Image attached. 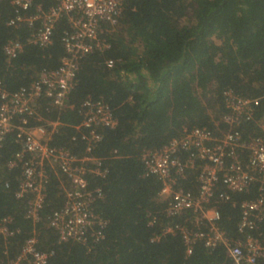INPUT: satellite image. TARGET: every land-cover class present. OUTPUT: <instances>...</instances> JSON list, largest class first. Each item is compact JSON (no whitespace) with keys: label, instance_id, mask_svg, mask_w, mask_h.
<instances>
[{"label":"trees","instance_id":"obj_1","mask_svg":"<svg viewBox=\"0 0 264 264\" xmlns=\"http://www.w3.org/2000/svg\"><path fill=\"white\" fill-rule=\"evenodd\" d=\"M54 4L55 0H34L44 10ZM0 13V82L12 93L28 87L40 70L59 67L68 25L62 17L51 45L40 48L26 43L31 30L25 24L18 29L7 26L15 13L9 0ZM100 37L109 48L80 61L67 107L58 109L42 99L43 122L31 119L28 126L57 121L50 146L81 158L86 147L81 134L87 130L79 127L80 105L90 97L110 107L117 127L97 128L102 139L91 153L103 160L108 174L104 179L88 177L90 188H100L103 195L93 206L107 222L103 237L87 245L60 242L47 226V218L64 204L54 173L41 221L33 225L26 219L27 200L16 197L20 172L8 168L20 150L13 131L0 147V220L12 218L14 236L8 242L0 237V261L14 258L35 233L38 250L52 253L48 264H231L223 248L209 253L199 243L187 256L179 234L162 236L166 227L188 222L185 216H166L165 204L157 199L161 182L145 176L141 157L180 139L184 130H225L227 91L242 99H260L253 119L242 124L244 137L259 134L264 117V0H127L117 23L103 25ZM14 39H20L23 50L8 62L3 47ZM109 59L115 61L111 69L104 66ZM193 181L191 176L179 184L194 191ZM252 196L233 194L230 201L218 202V226L229 238L239 236L238 205ZM158 235L160 240L152 241Z\"/></svg>","mask_w":264,"mask_h":264},{"label":"built area","instance_id":"obj_2","mask_svg":"<svg viewBox=\"0 0 264 264\" xmlns=\"http://www.w3.org/2000/svg\"><path fill=\"white\" fill-rule=\"evenodd\" d=\"M127 0H55L44 10L34 0H9L14 9L8 27L18 29L22 24L31 30L26 43L47 48L52 43L55 26L66 18L68 31L62 38L65 56L55 70L42 69L28 87L8 92L0 82V147L5 137L17 132L20 150L8 163L10 170H19L16 197L26 199V219L33 225L42 219L50 173L59 176L64 194L61 209L47 218L60 242L73 241L87 245L102 239L107 222L95 213L94 204L102 199L100 188H90L88 177L104 179L108 169L102 159L91 156L102 137L97 128L114 129L117 120L110 107L101 99L86 98L79 108L87 130L81 134L85 155L78 158L68 150L50 146L59 123L45 122L28 126L29 120L43 122L39 114L40 101L46 99L58 109L67 107L68 96L74 89L80 61L94 52L109 48L101 39L103 25H115ZM5 0H0V8ZM1 19V13H0ZM20 39L8 40L3 54L8 62L23 50ZM114 60L104 66L113 68ZM228 114L222 117L225 130L212 132L207 128L184 130L183 136L159 150L146 151L141 157L146 177L161 182L157 199L165 204L167 217H186L188 224L168 226L162 232L179 234L186 255L197 244L211 253L223 248L231 264H264V117L257 135L244 137L242 124L253 119L260 99L248 100L223 93ZM116 153V151H115ZM194 178L195 190H185L179 182ZM252 196L238 205L239 220L235 239L220 229L218 202H228L233 194ZM12 218L0 220V237L6 242L14 236ZM152 222H150L149 225ZM156 236L152 241H159ZM35 233L28 237L14 258L0 264H48L52 253L38 250ZM6 255V254H5ZM7 256V255H6Z\"/></svg>","mask_w":264,"mask_h":264}]
</instances>
